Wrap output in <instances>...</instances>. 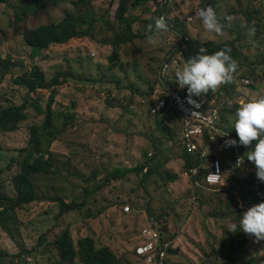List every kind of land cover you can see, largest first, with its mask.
<instances>
[{
	"label": "rangeland",
	"instance_id": "rangeland-1",
	"mask_svg": "<svg viewBox=\"0 0 264 264\" xmlns=\"http://www.w3.org/2000/svg\"><path fill=\"white\" fill-rule=\"evenodd\" d=\"M63 1L68 3L72 0ZM212 1H219V16L222 22H226L228 14L239 12V15L226 22L222 34L208 32L199 17L195 16L201 9L200 2L189 3L184 0H178L171 13L175 30L183 28L185 35H189L192 42L200 39L222 43L240 40L238 45L243 51L244 61L256 62L260 55H263L264 50L261 48L264 49V46L262 43L261 47L257 43L254 44V39L257 38L251 30H247V19L243 18L242 9L248 7V0ZM62 7L65 11L72 8L71 5ZM96 7L98 10L102 8L99 2ZM92 11L96 14L94 8ZM12 15L10 5L0 4V76L4 63L8 59L14 60V66L0 83V107L25 102L28 118L23 120L16 130L6 131L0 128V170L4 171L0 188L15 198L12 182L20 172L18 164L25 155L21 149L26 148L28 154L34 156L35 143H31L30 137L37 127L42 128L37 132L39 136L44 135L45 139L48 137L43 126H46V110L51 106L52 89H38L35 94H29L15 82L17 74L23 73L26 67L39 63L48 80L57 75L58 70L71 71L78 78L86 77L85 81L73 78L76 82L69 80L68 83H65V78L60 77L53 106L56 112H65L67 115L70 114L69 110H75L71 107L72 104L83 100L87 105L80 110L87 118H81L75 127H71V124L53 144L52 151L56 156L54 160L58 173L53 176L40 174L33 177L37 198L45 202L21 207L12 213L6 212L4 219H0V255L15 257L33 250L36 257H30V264H65L58 258L57 250L53 246L62 235L57 232L61 226L63 231L71 230L77 246L82 240L92 237L96 240L98 248L111 247L123 259L124 264H145L136 256L135 247L142 229L154 224L179 244L177 250L181 251V255L173 256L177 264L222 263L231 251L236 250L230 246L235 244L228 242L232 235L239 238L238 232H231V237L228 236L227 226L237 221L239 210L245 209L239 201L238 208L235 203H231L230 208L227 207L229 199L226 195L229 192L199 187L192 180H189L190 188L183 184L167 185L160 175L154 176L151 181H143V174L140 173H130L119 181L103 184L110 172L119 167L136 168L145 162L146 153L156 154L157 147L164 152V156L161 155L158 161L164 163L166 159L170 160L168 164L173 166L172 172L184 168L180 164L182 161H177L178 154L175 153L180 149L178 144L176 146V142L180 140V129L174 123L164 121L166 126L173 129L174 138L166 140L165 144L163 140H159V146L153 147L154 137L157 135L161 139L164 134L157 130L156 119L150 117L147 112V107L152 105L147 91L169 56L172 31L163 33L157 46L148 44L146 38L124 46L121 49L122 58L129 71V74H124L120 71L121 68H110V57L113 53L111 42L119 30L118 24L112 23L105 28L99 22L95 27L97 39H73L66 44L53 45L40 52L38 48L24 42L23 33L26 26L20 24L16 27ZM46 16L40 12L39 17L29 21L27 26L33 27L46 22ZM258 24L260 33L264 35V14ZM146 33L147 25L144 26L142 34ZM135 69H138V73ZM259 71L262 74L260 80L264 82V66H261ZM118 76L124 80L125 91L128 90L136 98V103H141H137L139 107L130 105L133 115L129 112L126 117H121L116 112L113 113L111 107L108 106L107 109L106 100L111 99L110 89L114 87L117 90V85L110 82ZM84 102L83 104H86ZM92 110L95 111L94 118L97 120L90 119ZM107 110L109 116L102 120L101 117L106 116ZM143 111L146 114L142 115ZM62 119L66 120L65 115ZM61 123L63 125L64 122ZM131 131L134 133L133 139ZM105 144L109 146L106 150ZM50 151L51 149L43 152L42 157L49 159ZM174 154L177 159L172 158ZM165 169L168 170L167 167ZM243 171L246 172L245 177H249L256 174V166L253 162L247 163ZM90 184L98 187L95 200L92 195L87 196ZM248 186L252 185L247 184L246 188ZM235 189L244 202L242 186L238 185ZM255 191L260 193L261 198L264 197L263 186L255 187ZM90 196L88 204L87 198ZM51 199L57 202L51 203ZM76 199L85 201L84 213L77 212V207L74 211L63 214V202L67 201L70 203L68 205L73 206L77 202ZM223 200L226 203H223ZM243 205L248 208L253 206L248 201ZM127 206H131L129 214L123 210ZM224 214L227 216L223 217ZM43 238L48 242L41 246ZM224 242L227 243L223 245ZM234 255L240 263L254 258L259 264H264V240H259L245 252H235Z\"/></svg>",
	"mask_w": 264,
	"mask_h": 264
},
{
	"label": "trees",
	"instance_id": "trees-1",
	"mask_svg": "<svg viewBox=\"0 0 264 264\" xmlns=\"http://www.w3.org/2000/svg\"><path fill=\"white\" fill-rule=\"evenodd\" d=\"M165 1L166 0H72L67 3L63 0H0V4L7 3L11 6L13 10L12 20H14L15 26L17 27L20 24H25L26 26L25 31L23 33L24 42L27 45L38 48L40 52L48 50L53 45L66 44L73 39H97V37H95V27L99 22L105 28H108L112 23L118 24L119 30L115 34L113 42H111V46L113 47V53L110 57V68L112 70L121 68V72H123L124 74H129L126 64L124 63L122 58L121 49L130 43L137 42L147 37L148 32L146 33V35L142 34L144 26L148 24H154L155 19L158 18L160 14H155L154 9L161 8L162 4L165 3ZM184 1L189 3L200 2L201 8L212 6L215 12L217 13L220 23L223 26L226 25V22H228L229 19L233 18L236 15H239L238 11L232 12L226 17V22H222L219 16V1ZM98 2L102 6V8H99V10L98 7H96V3ZM62 5H71L72 8L68 11H65ZM89 8H92V10L94 8L96 14H94L93 11ZM132 8H137V10L135 11ZM74 9L76 11H73ZM40 12L47 15V21L40 25L28 27L27 24L29 23V21H31L32 19H37L39 17ZM242 14L243 18L247 19V30H251L257 38L254 39V44L257 43L261 47L262 43V45L264 46V35L260 33L258 24V21L264 14V0H248V7H244L242 9ZM106 16L108 17L106 18ZM178 32L179 34L185 35V32L181 27L178 28ZM238 41L233 40L222 43L216 41L205 42L201 39L195 40L194 42H192L189 50L186 52V55L182 58L180 65L173 67V69L171 70V84L177 89L181 88L177 83L175 73L178 69L182 68V66L186 63V60L198 54L199 48L204 47L207 50L208 54H212L227 46L231 49L230 55L237 61L238 65L237 71L234 73L233 76V81L231 83L221 84L215 92L210 91L208 94L196 98L205 101L206 104L209 105L211 100H213L214 98H218L220 100L223 97H234L238 94L246 93H249L252 97H255L259 93H264V82L260 80L262 74L259 71V68L261 66H264V53L263 55H260L259 59L256 62L244 61V54L242 49L238 45ZM261 50L264 49L261 48ZM12 66H14V60L12 61L8 59V61L4 63V66L1 68L2 74L0 76V83H2L4 75L8 73ZM135 72L138 73V69H135ZM60 77L65 78V83H68L69 80L75 81L73 80V78L78 79L80 81L86 80V77L78 78L71 71L66 70H58L57 75L53 76L51 80H48L46 78V73L44 69L40 66L39 63L26 67L23 73L17 74L15 76V82L17 83V85H20L23 89H26L29 94H35L38 89H52L50 99L51 106L49 105L48 109L46 110V126H43V128L46 129V134L48 135V137L47 139H45L44 135L39 136L37 132L38 130H42V128L37 127L33 130V133L30 137L31 143H35L34 156L28 154V150H26V148L21 149V152H25V155L21 163L18 164L20 166V172L14 177L12 182L13 189L15 192V198L10 197L4 190L0 188L1 220L4 219V215L6 212L12 213L18 208H24L31 206L35 203L45 202L37 198L36 186L33 184L32 178L40 174H47L53 176L58 173V167L54 160V157L56 159V156L52 151L53 144L61 138V134L63 135L65 129L68 128L71 124L77 126L81 118H87V115H85L84 112L82 113L80 110L82 107L84 108V106L87 105V102H84L83 100L76 101L74 104L71 105V107L75 108V110H69L68 112L70 114L66 115L65 112L63 114H60V112H56L54 110V97L55 94L58 92V88L56 86L59 84ZM246 79H250L253 84L247 86L245 84ZM110 83L116 84L117 90H115L114 87L110 89L109 96L111 99L106 100L107 109L108 106L111 107L113 113L116 112L121 117H126V114L129 115V112H132L133 115L134 112L131 111V107H133V105L139 107L141 103L137 101V103L140 104L138 105L136 103V98H134V96H132V94L129 93L128 90L125 91L126 87L124 85V80L121 77H115ZM157 84V81L151 83L149 85L150 90L147 91V95L148 97H150L149 101L152 102L151 107H147V112L150 117H152V110L155 106L153 95ZM131 88L132 84L130 85V89ZM181 89L184 94L189 95L186 87ZM117 91L120 92L117 94ZM143 94L141 96H143ZM83 102L86 104H83ZM130 105L132 106L130 107ZM240 106L241 103L237 104V106L232 109H226L222 113V119L220 122V127L231 132L238 141L239 138L236 135L233 125L235 121V112ZM144 113L146 114V112L143 111L142 115ZM63 115H65L66 117L65 121L62 119ZM90 116L91 120H97L96 118H94V116H96L95 111H93ZM108 116L109 111L106 112V116L101 117V119L106 120ZM27 118L28 112L27 104L25 102L8 104L7 106H3V108L0 109V128L6 131L16 130L20 127L21 122ZM153 118L156 119V124L158 127V129H156L162 131L164 134L161 139L160 137L158 138L155 134L156 136L153 139V147H156L154 145L159 146V140H163V144H165L166 140L173 139L174 131L172 132L171 129L165 125L163 117H159L157 115L156 117L153 116ZM57 120L59 121V123H57ZM61 121L64 122L63 125ZM31 131L32 129H30V132ZM133 134L134 133L131 131V136ZM210 134L211 132L208 129L206 131V134L201 138L202 142H204V145L206 146L210 145ZM177 144L180 146V149H178V151L176 152L178 154L177 161H182V163H180L184 167L182 169H189L199 164V155L189 153L187 147L185 146L183 141H181V137L180 140L177 141L176 146ZM161 146L162 145H160V147ZM240 146L242 150V155L244 157V166L242 168L235 166L231 169L227 167L226 175L231 181H233V183H240V185L242 186L244 193V203L245 201L246 203L248 201V203L256 205L264 201V197H260V193L255 191V187H264V182L255 180L257 179L256 174H252L251 176L249 175V177H245L244 174L246 172H244L243 170L245 169L247 163L251 162L247 160V152L251 150L252 146H244L241 144ZM50 149L51 151L49 159L43 158V152L49 151ZM232 149L233 146L225 147L227 153L230 154L228 158L232 161V163H234L235 159L232 156ZM157 150L158 152H156V154H153L152 157L149 153H146L145 162L141 163L136 168H116V170L109 173V176H107L103 184L107 185V183H110L112 181H119L130 173H140L143 174V181H151L154 176L160 175L161 178L166 181L167 185L172 184V186H176L183 184L186 185L187 188H190L189 180H187L183 176L184 170L182 171L181 169L178 171L177 169H175V172H172L171 170H173V166L168 164L170 160L165 158L166 162L164 163L158 161V158H160L161 155L164 156V152L162 150H159V147H157ZM166 167L168 168V170L165 169ZM3 173L4 171L0 170V181ZM247 184L252 186H248V188H246ZM89 186L90 187L87 188V196L92 195L95 200L97 192L93 194L91 191H95L96 189H98V187H95L92 184H90ZM226 197H228L229 199V203L227 204L228 208L231 207V203H235L237 205V208L239 207V199L234 194L229 192L227 193ZM51 200V203L57 202V200ZM87 200L89 204L91 196L89 197V199L87 198ZM76 201L78 203L75 202L73 206L68 205L70 203L67 201L63 202V214L70 213V211H74L77 207V212L84 213L83 209L86 207V205H84L85 201L77 199ZM223 203H226L225 200H223ZM244 210H239V214L237 215L238 217L236 221L237 223L240 219V215L244 212ZM226 216L227 214L223 215V217ZM216 219H218L217 214ZM57 232H60L62 235L58 237L55 244L52 245L58 251V255L62 263L65 262L66 264H124L123 259L120 258L111 247H104L101 249L98 248L96 240L92 237L82 240L77 246L74 242L70 229H66L63 231L61 226H59V230H57ZM238 233L239 238H234L231 232L226 231V234H228V236L230 235L231 237L232 235L228 242L231 244H235V246H230L235 248L236 250L234 252L231 251L227 258H225L220 264H259L254 258L248 259L245 263H240L239 261H237L234 255L235 252L243 253L249 247L254 246L257 242L254 237L249 236L248 234H245L243 232ZM169 238L171 237L168 236V239ZM47 242L48 240L46 238H43L41 246H44ZM144 242L145 237L141 235L137 246L143 244ZM226 243L227 242H224L223 245H225ZM172 254H174L175 256L181 255V251L175 250L172 251ZM26 256L28 257L26 258ZM30 257H36L33 250L18 254L15 257H9V255H0V264H28L27 260L25 261L23 259H32ZM141 260L145 263L144 259ZM172 264L177 263L176 261H174L172 262Z\"/></svg>",
	"mask_w": 264,
	"mask_h": 264
},
{
	"label": "clouds",
	"instance_id": "clouds-1",
	"mask_svg": "<svg viewBox=\"0 0 264 264\" xmlns=\"http://www.w3.org/2000/svg\"><path fill=\"white\" fill-rule=\"evenodd\" d=\"M178 0H175L173 7L171 11L169 12L168 9V0L165 1V3L162 4L161 8H155L154 13H160V17L156 18L154 21V24H148L147 25V32L149 33L146 37L148 44L152 46H157L160 43V38L163 33L167 32L168 30L172 33L174 36L175 34L179 33L175 30V22L171 18V13L174 10V6L176 5ZM169 15L168 18L170 22L174 23V27L170 26L168 28V25L163 18L165 15ZM195 16L199 17L203 27L208 32H214L216 34H222L223 31V25L220 23L217 13L213 9L212 6H208L206 8L199 9ZM184 37L189 35H183ZM192 40V39H191ZM171 42V40H170ZM192 44V42H191ZM190 44V46H191ZM189 46V48H190ZM171 48V47H170ZM188 48V50H189ZM187 50V51H188ZM186 51V52H187ZM171 50L169 49V53ZM186 52L184 56L186 55ZM231 49L227 46L221 50H218L212 54H208L207 50L204 47L199 48V52L196 56L186 60V63L182 66V68L178 69L175 73V76L177 78V83L181 88H187L188 92V103L193 105L195 108H199L200 104L193 99V97H202L206 94H208L210 91L215 92L216 89L224 83H231L233 81L234 73L237 71V61L230 55ZM183 56V57H184ZM182 57V58H183ZM181 58V60H182ZM181 63V61H180ZM180 65V64H179ZM178 66V65H177ZM162 67V66H161ZM161 70V69H160ZM159 70V72H160ZM159 72L157 75V78L155 81L158 82L156 89L158 88L159 84L161 83L159 80ZM170 76V75H169ZM155 89V91H156ZM182 90V89H181ZM155 91L153 95V100L155 101V106L157 105V100L155 98ZM260 94V93H259ZM240 95V94H238ZM257 96V95H256ZM154 106V108H155ZM153 108V109H154ZM171 112H174L176 115L181 117V115L175 111H167L163 112L162 114H157L159 117H163L164 121L167 120V117ZM152 116L156 117V114H153L152 110ZM169 118V117H168ZM182 119V117H181ZM168 127V126H167ZM234 130L236 132V135L239 138V141L236 139V137L231 132H226L221 130L220 137H227L229 133H231L235 139H226L224 141V147L233 146L232 149V156L234 157L235 149L238 146L241 149V145L244 146H252L251 150L247 152V160L253 162L256 166V176L259 181L264 182V97L258 98L256 100H252L249 102L242 103L240 107L237 108L235 112V121H234ZM69 128V127H68ZM67 128V129H68ZM173 132V129L171 130ZM134 134L131 136L133 139ZM181 141H183V119H182V127H181ZM254 142V143H253ZM177 143V142H176ZM173 144V141L171 142ZM185 144V143H184ZM186 146V145H185ZM202 146L208 147L204 145V142H202ZM187 147V146H186ZM188 150V148H187ZM178 149L176 150V152ZM189 152V150H188ZM190 153V152H189ZM242 153V150H241ZM194 154V153H191ZM197 154V153H195ZM153 156V154H150ZM199 155V154H198ZM230 154L227 153L225 155V162H226V172L227 167L229 169L234 168L232 161L228 158ZM181 161V160H180ZM199 164H200V156H199ZM198 164V165H199ZM171 165V164H170ZM196 165V166H198ZM172 166V165H171ZM237 166V167H243ZM195 167V166H194ZM193 168V167H191ZM189 168V169H191ZM188 169H184L185 171ZM218 174V173H217ZM219 175V174H218ZM185 177V175H183ZM227 176V175H226ZM188 180L194 181L196 184V181L193 179H189L185 177ZM228 178V177H227ZM229 179V178H228ZM230 180V179H229ZM33 181V178H32ZM231 181V180H230ZM231 188H221L219 186H211L209 184L203 183L199 187H208L211 189H214L216 191H225V192H231L234 194L238 199L240 204H242V208L247 209L240 215V219L237 222L230 223L227 226V230L232 233L236 232H243L245 234H248L249 236L254 237L257 241L264 240V201H262L259 204L253 205L251 207H244L243 199L240 197L239 192L235 189L240 183H233L231 181ZM93 185V184H92ZM96 186V185H94ZM241 186V185H240ZM130 207V211H127L126 208ZM125 207V212L130 213L131 212V206ZM153 226L157 227L154 224H150L146 227ZM144 227L141 231V235L143 236V230L146 228ZM162 231V239L163 243L172 241L171 238L168 239V234L165 233L161 229V227H158ZM146 242V238H145ZM144 242V243H145ZM143 243V244H144ZM174 248L170 249L168 258H167V264H172L174 262L172 251H175L178 249L179 244L174 242ZM136 247V255L145 260V264H148L146 257L140 256L137 252V249L139 246ZM58 255V251H57ZM59 258V255H58ZM60 259V258H59ZM31 259H27V263L30 264ZM65 263V262H64ZM66 264V263H65Z\"/></svg>",
	"mask_w": 264,
	"mask_h": 264
},
{
	"label": "built area",
	"instance_id": "built-area-1",
	"mask_svg": "<svg viewBox=\"0 0 264 264\" xmlns=\"http://www.w3.org/2000/svg\"><path fill=\"white\" fill-rule=\"evenodd\" d=\"M175 0H168V9L171 11ZM168 14L163 16L168 28L174 27L170 22ZM192 40L190 36L184 37L182 34H175L171 39V52L163 63L159 72L160 84L155 91L157 105L153 109V114H162L167 111L179 113L183 119V140L190 153H197L200 156V164L185 171V177L193 179L201 186L203 183L221 188H231V181L226 176V162L224 160L227 151L224 141L235 139L229 133L227 137H220L221 130L229 132L220 127L222 113L226 109H232L239 103H245L264 97V93L252 97L249 93L236 95L234 97L214 98L207 105L205 101L193 97L199 104L195 108L188 103V95L184 94L181 88H175L170 82V72L173 67L180 64L181 58L188 50ZM247 86L252 85L250 79L245 80ZM210 130V145L202 146V137ZM234 166H242L244 157L241 149L237 146L234 153ZM219 175H218V174ZM130 211V207L126 208ZM143 237L146 242L138 247L140 256L147 259L148 264H167L170 249L174 248L173 241L163 243L162 231L158 227L149 226L143 230Z\"/></svg>",
	"mask_w": 264,
	"mask_h": 264
},
{
	"label": "crops",
	"instance_id": "crops-1",
	"mask_svg": "<svg viewBox=\"0 0 264 264\" xmlns=\"http://www.w3.org/2000/svg\"><path fill=\"white\" fill-rule=\"evenodd\" d=\"M169 117V118H168ZM167 117V122L169 123V122H171V123H174L175 124V126L177 127V128H179L180 129V135H181V127H182V119H181V117H179L178 115H176L174 112H171L170 114H169V116ZM71 127H75V125L74 124H72L71 125ZM101 146V145H100ZM105 146H106V148H105V150L107 149V148H109V146L108 145H106L105 144ZM172 152V151H171ZM173 153V152H172ZM176 153V152H175ZM175 158V159H177L176 158V156H175V154L174 155H172V158ZM93 194L96 192V190L94 191H91Z\"/></svg>",
	"mask_w": 264,
	"mask_h": 264
}]
</instances>
